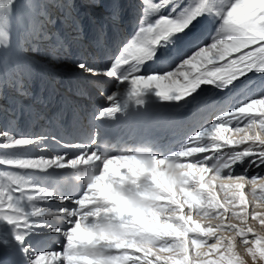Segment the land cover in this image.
<instances>
[{
  "label": "snow or ice",
  "instance_id": "1",
  "mask_svg": "<svg viewBox=\"0 0 264 264\" xmlns=\"http://www.w3.org/2000/svg\"><path fill=\"white\" fill-rule=\"evenodd\" d=\"M163 2L172 5L171 12L159 15L151 23L142 21L139 31L122 46L114 62L103 66L81 62L78 67L94 77L124 80L133 75L151 77L131 79L132 94L137 96L155 85L164 100L183 101L197 93L202 85L221 82L219 87L228 98L222 103L210 101L206 104L205 115L195 124V135L175 152L181 161L182 179L169 183L171 197L163 205V219L156 217L155 226L149 229L143 245L134 244L127 249L118 246L114 259H123L126 264H246L238 251V247L243 246L255 264H264V233L252 226L255 222L264 227V210H261L264 209V91L241 89L232 93L250 73L264 74V0H224L222 8L215 13L222 22L214 33L193 40L188 51L178 59L161 62L157 55L160 47L170 40L187 36L203 16L213 11L205 7L204 0L199 4L192 0L186 7H182L184 0ZM14 3L15 0H0V10H11ZM144 4L146 13L160 12V4L152 0H144ZM8 42V33L0 30V43L8 45ZM164 82L166 87L162 86ZM108 99L114 101L115 96H108ZM118 110V107L107 108L101 115L112 116ZM0 141H3L0 146L5 148L35 146L38 149L39 159L0 156V166L12 169L0 170V178L8 177L12 181L4 187L0 180V220L15 225L18 230L15 239L23 244L24 230L32 227L30 219H42L38 209L50 207L53 200L40 199L49 196L47 188L22 184L15 179L19 170L74 168L87 160L90 150L89 153L84 151L88 144L58 141L65 154L56 151L55 159L47 160L50 150L43 136L17 138L0 132ZM66 149H74L72 157L78 159L65 163L72 158ZM132 159L135 165L126 161L121 167H129L134 177L139 175L137 167L141 173L148 171L139 160ZM157 163L162 166L166 161L157 158ZM252 169L260 171L253 174ZM109 170L120 176L121 169L113 167L111 162ZM98 187L99 184L93 185V188ZM103 195L109 201H117L122 212L138 214L127 199L107 190ZM25 200L35 201L37 207H22ZM55 201L60 204L55 210L65 217L77 204L85 203V200L72 201L63 197ZM64 209L67 212L62 211ZM37 226L63 232L66 238H72L60 225L49 227L42 223ZM81 231L76 226L75 232ZM72 259L74 257L67 250L59 255L55 251H45L36 255L31 264H65Z\"/></svg>",
  "mask_w": 264,
  "mask_h": 264
},
{
  "label": "clouds",
  "instance_id": "2",
  "mask_svg": "<svg viewBox=\"0 0 264 264\" xmlns=\"http://www.w3.org/2000/svg\"><path fill=\"white\" fill-rule=\"evenodd\" d=\"M201 0H196L199 4ZM214 0H204L205 7H211ZM160 10L166 5L161 0ZM146 23H150L145 20ZM149 42L147 38L144 41ZM170 40L169 43H174ZM155 53H153L154 55ZM148 76H137L134 79H149ZM132 85V81H131ZM155 88L156 94H159V88L151 85L146 89ZM161 97V96H160ZM95 143V142H93ZM85 153H90L85 162H80L74 169L78 168L84 173L79 177L78 183L84 186L83 193L74 201L85 200L83 204H77L72 212L65 217L60 211L45 207L38 209L41 212L42 220L49 227H56L67 223L69 227L66 231L71 239L66 238L65 250L74 257L66 264H126L123 259H114L117 255L118 246L123 245L125 249L132 245H143L148 239L149 229L155 226L157 216L163 219L165 211L164 203L171 197L169 183L173 179L179 182L182 179L181 161L173 153L167 157H161L154 153L150 148L127 147L113 155L115 150L107 147L103 149L100 145L92 147L88 145ZM136 158L141 164L148 169L147 172L141 173L137 167L139 175L132 176L129 167H121V164L128 161L135 165ZM157 158L162 163H157ZM72 157L65 163H71ZM109 162L115 168H120V176L109 170ZM155 169V172H153ZM22 184L25 183L22 176L17 174ZM94 184L100 187L93 188ZM110 191L112 195L127 199L131 207L138 210V214L122 212L117 201H109L103 192ZM48 197L52 200H60L62 197L73 201L71 196L65 195L56 188L49 190ZM22 207L36 208L37 204L33 200H25ZM67 212V209L62 210ZM170 212L171 210L168 209ZM75 217V219H73ZM76 226L82 231L77 234ZM60 252H57L59 255Z\"/></svg>",
  "mask_w": 264,
  "mask_h": 264
},
{
  "label": "bare ground",
  "instance_id": "3",
  "mask_svg": "<svg viewBox=\"0 0 264 264\" xmlns=\"http://www.w3.org/2000/svg\"><path fill=\"white\" fill-rule=\"evenodd\" d=\"M19 1L20 0L17 1V4H15V6L11 7V9L16 10V13L14 14L15 19H12L9 16L8 10H6V9L0 10V30L8 33V40H9L8 45H5L4 47H3L4 44L0 43V57L3 59V61L0 60V73L3 72L4 75H6V79L5 80L3 79L4 84H6L5 88L3 89V84L0 86V132H7L10 135L17 137V138L27 137L28 135H31L30 138H33V139L40 137V136H38V134L42 133L41 135L46 138V145L45 146L49 148V138H50V140L52 139L51 135L49 136V130H50L51 122L48 121V124H47L46 123V117L48 114H50V111H51V108L49 106V99H51V102H52V95H53L54 91L52 89H50L49 86L47 87V85L44 83L45 80L42 77H39L27 63L33 62V64L35 66L40 67L41 71L49 78H50V76L53 77L54 75H57V73L54 72L52 74L51 73L49 74V71H51V70L44 69V67H43L44 65H42L41 62H39V59L43 60V58L40 57L39 59H33V57L29 56L30 54L27 56H23L22 55V54H24L23 47L21 48V50H19L18 41H17L18 37H19L18 30L21 28L31 29V28L25 26V20H26L25 19L26 14L24 12L25 5L23 2L21 4H18ZM48 1L49 0H46L45 5L50 4V3H48ZM26 3H27V1H26ZM63 3L65 4V8L68 9L70 12V14L66 13V16L69 15V16H72V18H73V20H72L73 22L71 24L72 30L76 31L78 29V24H79L78 22L79 21L82 25H85V22L90 23L91 27L94 26V22L98 21V23L96 25L97 29L99 30V28H98L99 25L103 27V25L100 24V22H99V21H101L100 18L103 15H101V14L99 15L97 13H94L93 15L87 14L88 15L87 20L83 21V20H80V18L76 15V14H79L78 9L73 8L72 10H70V6H68L69 4L66 5L67 2H65V0ZM34 4L38 6V2H36ZM76 4L77 3H74V4H72V6H75ZM223 4H224V0H214V2L211 5V9L213 11L210 12V14L203 16L202 20H200L199 23L196 24L198 29H201L203 27L206 31H208V29H209L208 25H210V24L212 25L213 23L216 26H218V24H220L222 21L216 16L215 13L222 8ZM49 10L50 11H53V10L58 11V15L62 19L64 18L65 13H63V11L59 12V10H56L54 8H50ZM110 11H111V16H114L116 19L121 14V11H119V9L115 8L114 5H112L110 7ZM132 13H134L133 8H131L130 14H127L126 18L128 19V16H130ZM45 20L46 19L44 18L43 21H45ZM103 20H104V18H103ZM143 21H144V18H143ZM50 26H51V24H50ZM87 27H88V25H87ZM29 34H31V36H33L34 31L30 30ZM73 34H74L73 38H77V35H75L77 33L74 32ZM92 34L93 33L90 32L91 36H92ZM73 38H72V40H73ZM176 39L177 40L181 39L180 44H179L180 45L179 50H184L186 52L191 47L193 40L196 39L195 38V31H191L188 33L187 36H180ZM43 40L44 39H41V41H43ZM77 40H78V38H77ZM89 40L91 41L90 46H92L93 41L91 40V37H89V36L87 37L86 40H84L85 42H80V44L81 45L88 44ZM74 44H75V42H74ZM88 45H86V46H88ZM31 48L34 50H39L36 47H31ZM70 48L71 47L64 45V50L68 51V53L64 54V60H66V58H69L71 56L73 57V55H75V52H73V50L75 48L69 50ZM168 48H169L168 51L173 52V58H174L176 56V52L174 51L173 43H168ZM86 51L91 52L90 49H86V50L84 49V50H81L80 54L85 55ZM50 53L51 52H48V54H50ZM70 53H72V55ZM158 54H159V52H157V55ZM160 61H162V59H160ZM9 62L17 64V68H15V71L13 70V68L11 69ZM149 63H151V62H149ZM68 64H69V59H68ZM78 69H77V71H78ZM31 71L36 77H38L40 79V85L38 87V90H39V88H43V86L46 85V91L47 92L44 96L39 94V93H35V94L31 95L30 91L27 90V93L24 94L25 97L19 98V96L16 95V93L19 91V82H21L20 88L22 86L27 87L25 81L22 79L23 77L20 75L21 74H27L28 75V73H30ZM68 72L71 73V71H68ZM254 73L256 75L255 80H258L259 81L258 83H261V84L257 88H255L252 86L253 85L252 82L248 83V86H247L248 89H247L245 87L240 88V84H241L240 83V84H237L234 93H238L241 89L257 91V92L264 89V79H263L264 74H260V73H256V72H254ZM11 77L14 79H11ZM8 78H10V79H8ZM53 79L57 80V79H59V77H57V78L53 77ZM62 80H67V79H66V77H62ZM219 83H221V82H213L210 85H202L201 89H198L197 92H201L200 96H202L203 94L208 95L211 101H215L220 95L222 97H228L225 94V91L219 87ZM100 85L102 86V84H100ZM162 86L166 87L167 86L166 82L163 83ZM103 87L104 86H102V89H103ZM150 90H153L154 94L157 95L156 94L157 90L155 88L144 89L143 91L148 92ZM49 91H50V95H47V93ZM131 92H132V88H131V90H126L125 92L122 91L118 94L117 97H115V100H117L118 104L121 106L122 104L125 103L124 99H127L125 95H129ZM110 102H113V101L110 100ZM217 102L221 103V100L219 99V100H217ZM24 104H26V106L31 105L32 109L29 110V112L26 111L27 107L24 106ZM103 104L105 107L108 106L107 103H103ZM93 107L96 108V105H94ZM49 108H50V110H49ZM123 113L125 114L126 111H124ZM174 115H175V113L172 112L171 117L174 118ZM6 117H8L10 119L6 120L7 119ZM19 117H20V120H22V121H25V119H26V122L24 123L25 125L22 127H20V126L23 122H20L18 124ZM106 117H108V116H102L101 118H106ZM122 118L124 119V116H122ZM56 120H57V118H56ZM13 123L15 124L14 126H13ZM110 125H112V124H110ZM118 125H120V124H118ZM11 127H12V130L14 131V133H11V131H10ZM61 130H62V132L60 130L56 129L54 131V136H56V137L62 136V138H64L65 144H69V143L81 144L75 140L70 141L69 139H72V137L67 135V131L65 129H61ZM66 137H68L69 139H67ZM61 144H63V143L61 142ZM33 148L35 149L34 156H32V154H31ZM3 149L7 151L5 158H7V157L19 158L18 154L25 152L26 156H32L33 158L39 159V156H36L38 149L35 146H28L26 148H16V149H11V150L9 148L3 147ZM51 149L54 150V152H53L54 157H55L56 151H59V154H65L64 149L57 142H55V140H54V142L51 140ZM84 151H86V149ZM119 152H120V150H117L113 155L119 154ZM67 154L70 157H72L75 155V150L69 149L67 151ZM51 157H52V153L49 152L46 155V159L50 160ZM57 169L62 170L64 174L66 173L68 175V173L65 172L64 169H60V168H57ZM71 169H74V168L68 167V170L71 171ZM19 174L22 176L23 180L25 181L24 184H32V180L30 179V175L27 172H25L23 170H19ZM70 174H71V176H73V174H74V177L77 179L74 181V183L78 182L79 177L84 175V173L82 171H80L78 168H76L74 170V172L73 173L71 172ZM0 180H2V184L4 187H7L8 185H10L12 183V181L8 177L0 178ZM74 183H72L70 181L61 183V181H59V180L51 179V189L56 188L57 190L62 191L64 194H68L69 192H73V195H71V196L76 197V195H79L85 189H84V186L82 184H80V183L74 184ZM257 194L259 195V192H257ZM53 201H55V200H53ZM67 203H70V201ZM3 222H6V221L0 220V235L2 237L14 239L16 231H17L15 225L9 224V225L5 226L4 224H2ZM30 223L32 224V227L30 229L24 230L25 235L30 237V239H28V242L30 244L33 242V239H36L37 236L41 233L40 229L44 228L45 232L51 236V245L57 248L53 251L63 252L65 250L66 237L63 235V232H61V235L58 239H55L56 233H57L56 231H52L48 227H38L37 226L39 224L44 223L42 219L35 220L34 218H31ZM252 226L254 227V229L257 232L263 233L262 231L264 230V227L259 226L255 222H252ZM226 235H230V234H226ZM61 238L65 239V240L62 242L61 245H59ZM17 243H19V242L17 241ZM239 248H238L239 250L246 252L245 249L243 248V246H239ZM20 253H22L24 255V258H25V260H28V263L31 262V259L33 258L32 255L25 253V251H21L20 247H18V246L17 247H11L4 241V239H0V262L2 264H20V260L18 258V255ZM65 264H66V262H65Z\"/></svg>",
  "mask_w": 264,
  "mask_h": 264
},
{
  "label": "rangeland",
  "instance_id": "4",
  "mask_svg": "<svg viewBox=\"0 0 264 264\" xmlns=\"http://www.w3.org/2000/svg\"><path fill=\"white\" fill-rule=\"evenodd\" d=\"M17 1L18 0H15V3L13 4V6H15V4H17ZM26 1H27V3L25 2V9H24V12L26 14V18H25L26 19V25L29 26V27H34L35 30L37 31V33L38 34H41V32L39 30V26H35L34 25V21L35 20L38 21L41 18L42 11L37 12V9L40 8L39 2H41L42 0L39 1V2H38V0H26ZM126 1L127 0H120V2H115L114 0H107L106 4H100L99 5V3H98V5H94V10L96 11V13L99 14V15L100 14L103 15L100 18L101 19V21H99L100 24H102L103 27L107 25V16L110 18V22H113V19L115 17L114 16H111V11H110V7L112 5H114L115 8H117V9H119V11H121V14L119 16H122V17H127V14H130L131 8H133L134 13H132L130 16H128V20L130 22L135 20L134 17L137 16V12L139 13V12L142 11V13L139 14V16L141 15V22H142L143 21V18H144V21L145 20H148L150 18L157 19L159 17V15H161V14H167V10H166V12H164V11H165V9H167L169 7L172 10V5L169 4V5H166L163 9H161L159 13H157V12H149V13H146L144 11V9L146 7V5L144 4V0H130V2H127V3H126ZM36 2H38V6L34 4ZM191 2H192V0H188L187 1V3H191ZM62 4L64 5V7L62 8L63 10H61V11H63V13H69L70 14L69 10L65 8V4L64 3H62ZM49 5L51 6V8L56 9L55 8L56 7L55 4H49ZM186 6H187V4H185V0H184V4L182 5V7H186ZM140 9H141V11H140ZM6 10H8L9 16L12 19H15L14 18V14L16 13V10L15 9H11V10L6 9ZM53 11H55V10H53ZM36 12H37V15H36ZM103 18H104V20H103ZM72 20H73L72 16H69L67 18V21H66V23L68 24V26L71 28L70 31H69V33L72 34L71 35V40L74 37V34L73 33L76 32L77 34H75V35H77L78 40H77V38H73V39H75L78 42V44H80V42H85L84 40H86L88 36L91 37V40L93 41L92 42V46H89L88 47V46H86L88 44H84L83 45V49L82 48H79V47H75V49L73 50V52H75V55H73V57L76 58V61L81 60V59H83V57H86L87 56L86 58L87 59L89 58V61L88 62L90 64L92 62V63H94L97 66H102V60H101V58L99 59V54L104 59H106L107 57H109L110 55H113V54L115 56L117 55V53H115V51L112 50L111 44H116V43L120 42L121 39H122V36L121 35L116 34V33H112V32H109V33H101V32H99V30L96 27L98 21L97 22H94V26L93 27H91L90 23L85 22V25H82L80 23V21H79L78 22L79 23L78 24V29L76 31H74V30H72V27H71V24L73 22ZM48 24L49 25L51 24L52 25V28H53L54 25L57 28H61V26H63L65 23H64L63 19L59 16V21H54V18H51V22L50 23H47L45 25V28L44 27L42 28V30H41L42 32L43 31L44 32H47V31H45L46 29L49 31L47 34L46 33L45 34L48 35V37H50L51 40L53 38V40L51 41V43H54V44H52L53 47H51L50 45H48L44 49L43 48L40 49L39 47H36L35 43H29L28 46H22L23 49H24L23 50L24 51V54H22V55L23 56H27V55L30 54L29 56L33 57V59H39L40 57L43 58V60H40L39 59V62H41L42 64H45L44 69L51 70L52 72L57 73V75H54L53 76L54 78L59 77L60 80H61L62 77H66V79L67 78H71L70 74H73L74 76L77 75L79 80H78V82L76 81V84L73 86L74 88L77 87V89H76V91H73V92L69 91V94H71L70 97H73V95L76 94V92H81L82 91V86H81V89L78 88L79 87V84H81L82 76L85 75L86 77H89L90 75L87 72H84L83 70H81L78 67V65L81 62L76 67H74L77 64V62L74 64L72 61H69V64H68V59H70L71 57L66 58L65 61L62 60V58L64 57V54L65 53H68V51L64 50V45L65 46H69V45H67L68 42H70L69 41V37L68 36H59V34L53 32L51 30V27ZM87 25H88V27H87ZM140 26H141V24H140ZM208 26H209L208 27L209 28L208 29V32L214 33V30L211 28V24L208 25ZM81 29H84V31H85L83 35H80ZM30 30L31 29H28V31H30ZM115 31L116 30L114 29L113 32H115ZM138 31H139V29H138ZM90 32L93 33L92 36L90 35ZM34 33H35V31H34ZM99 34H102V35H99ZM30 36H31V34H30ZM42 37H45V35H42ZM36 40H38L39 43L46 42L45 39L43 41H41V39H39V37ZM130 40H131V38H129L127 40V42L130 41ZM176 40L177 39H175L174 41H176ZM102 41H103V43L101 44ZM71 44H72V42H71ZM124 44H126V41L123 42L122 45H124ZM73 45H76V43L75 44L73 43ZM122 45L120 44L119 47H121ZM173 46L176 47L174 45V43H173ZM31 47H36L39 50H34ZM84 47H85V50L86 49H90V51H91V52L86 51L85 52V55L86 56L83 55V54H80L81 50H84ZM18 48H19V50H21V48H20L19 45H18ZM60 49L62 51V55H61ZM76 51L78 52V54H76ZM182 51H183V54H184L185 51L184 50H182ZM48 52H51V53L48 54ZM175 52H176V56L174 58H171V59L177 58L182 53L181 51H175ZM84 60L82 62H85ZM110 63H112L111 60L108 61V62H106V63H104V65H108ZM124 67H128V66L125 65ZM77 69H78V71H77ZM101 70L103 71L104 69L101 68ZM68 71H71V73H69ZM58 74H60L61 76H58ZM22 77H23L22 79L25 81L27 87L22 86L20 88L21 82H19V91L17 90L18 92L16 93V95L19 96V98L25 97L24 94L27 93V90L30 91L31 95L32 94H35V93H39V94L43 95V91H44V95L46 94V92H47L46 89L44 90L43 88H39V90H38V87L40 85V79L38 77H36L32 73V71L30 73H28V75L27 74H23ZM53 77L50 76L51 79H53ZM106 77L107 78H105V76L97 77L101 81V82L99 81V83L102 84V86H104L103 89H102V92L104 90V95H103V97L101 99V106L98 108V111L99 110L101 111L103 108L106 109V108L116 107V105H118V101L115 100L113 102H110V100L108 99V96L114 95L115 97H117L118 94L120 92H122V90H119L120 86L119 85H115V80H114L115 77H113V78L112 77H108V76H106ZM255 77H256V75L254 73L253 76H252V78H255ZM8 79H10V78H8ZM11 79H14V78L11 77ZM62 83L63 84H68V80H62ZM127 83L129 84L128 87H127V90H131V88H132L131 82H127ZM2 84L3 83H1L0 86ZM43 87L46 88V85H44ZM47 87H48V85H47ZM121 87H123V84H122ZM262 90L264 91V89H262ZM47 95H50V91L47 93ZM58 95H59V93H58ZM79 96H81V95H79ZM53 97H57V92L56 91H54V93L52 95V98ZM107 99L109 100L108 101L109 103H107ZM103 103H107L108 106L105 107ZM92 106H94V105H92ZM49 110H50V108H49ZM95 113L98 115L99 112H95ZM61 114H63V113H61ZM20 117H19V123L20 122H23L21 124V126H20V127H22V126L25 125L24 123L26 122V119H25V121H22V120H20ZM101 117H102V115L99 116V118H101ZM6 118H7L6 120H9L10 119L8 117H6ZM56 118L53 117V115L51 114V111H50V114H48L47 117H46V123L48 124V121H49V122H51V125H55L58 122V119L56 120ZM59 120L61 121V119H59ZM51 125H50V127H51ZM58 130H60L62 132L61 129H58ZM50 131H51V129L49 130V132ZM41 134L42 133L38 134V136H42ZM49 136H50V133H49ZM51 137H54V138L51 139L53 142L55 140V142L60 141L63 144H65L64 138H62V136L61 137H56V136H54V132H53V134L51 135ZM68 150L69 149H66V151H68ZM64 152H65V149H64ZM71 170H73V169H71ZM251 171H252L253 174H255V173L259 172L260 170L259 169H252ZM71 197L73 198V200L77 199V197H73V196H71ZM261 210H263V209H261ZM262 232L264 233V230ZM239 249H238V251H239L240 255L245 259L246 264H255V262L252 261L251 257L246 252H244L242 250H239Z\"/></svg>",
  "mask_w": 264,
  "mask_h": 264
}]
</instances>
